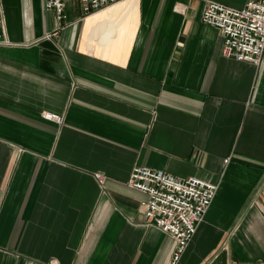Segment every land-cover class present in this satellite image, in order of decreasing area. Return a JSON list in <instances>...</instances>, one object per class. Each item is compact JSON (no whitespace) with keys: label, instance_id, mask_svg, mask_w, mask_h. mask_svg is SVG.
<instances>
[{"label":"crops","instance_id":"obj_1","mask_svg":"<svg viewBox=\"0 0 264 264\" xmlns=\"http://www.w3.org/2000/svg\"><path fill=\"white\" fill-rule=\"evenodd\" d=\"M249 1L68 0L58 28L46 0H0V264L171 263L135 167L217 186L175 264H264V57H223L202 22Z\"/></svg>","mask_w":264,"mask_h":264},{"label":"built area","instance_id":"obj_2","mask_svg":"<svg viewBox=\"0 0 264 264\" xmlns=\"http://www.w3.org/2000/svg\"><path fill=\"white\" fill-rule=\"evenodd\" d=\"M68 0H46L47 10L55 15L59 27L66 21ZM83 12L92 14L122 0H77ZM203 24L222 32V56L238 62L259 65L264 57V0L249 1L241 8L208 2L203 10ZM4 13L0 3V46L7 44ZM53 121L62 124V116L51 115ZM100 184L104 178L97 175ZM128 186L148 196L143 204L144 217L175 241V264L194 238L198 225L209 211L217 193V186L198 177L176 179L153 169L135 167Z\"/></svg>","mask_w":264,"mask_h":264},{"label":"bare ground","instance_id":"obj_3","mask_svg":"<svg viewBox=\"0 0 264 264\" xmlns=\"http://www.w3.org/2000/svg\"><path fill=\"white\" fill-rule=\"evenodd\" d=\"M52 114H47L46 115V118L48 119V120H51V121H53V119H52V116H51Z\"/></svg>","mask_w":264,"mask_h":264}]
</instances>
